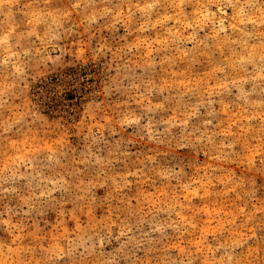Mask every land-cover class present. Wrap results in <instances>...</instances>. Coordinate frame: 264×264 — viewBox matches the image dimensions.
I'll return each instance as SVG.
<instances>
[{"label": "rangeland", "instance_id": "374dc122", "mask_svg": "<svg viewBox=\"0 0 264 264\" xmlns=\"http://www.w3.org/2000/svg\"><path fill=\"white\" fill-rule=\"evenodd\" d=\"M66 9L0 0V264H264L236 148L264 132L261 14L184 0L128 39Z\"/></svg>", "mask_w": 264, "mask_h": 264}, {"label": "snow or ice", "instance_id": "6c2138e0", "mask_svg": "<svg viewBox=\"0 0 264 264\" xmlns=\"http://www.w3.org/2000/svg\"><path fill=\"white\" fill-rule=\"evenodd\" d=\"M224 4H227L228 9L234 13L233 19L239 17V23L241 25V31H243L244 25H253L255 20L249 19V17L255 15L257 12L261 14L260 24L264 27V2L261 0H223ZM143 5V7H141ZM184 6V0H181L180 5H177L176 0H152V3H145L144 0H67V9L59 13L62 19H68L74 13H78L83 10V17H87L91 21V26L100 23L102 25V31L105 28L112 30L116 28H123L125 30V36L131 39L129 31L132 33L137 32V25L140 24L143 15L147 14L149 10L158 11L161 9L176 10L178 7ZM91 13V15H90ZM174 13V12H173ZM166 20H171L172 17H165ZM98 21V23H97ZM199 27V25H197ZM233 28H236L235 23ZM250 35L251 33H246ZM261 37H264V33H261ZM264 45V40H262ZM249 58L246 63L251 66L257 63L253 54H247ZM260 71L264 72V52L261 53L259 58ZM222 74L224 69H218ZM254 80V78H253ZM264 83V78H262ZM232 88L236 87V81H231ZM221 94L225 91H230L225 85H220ZM224 99L229 98L223 96ZM222 103V101H221ZM193 115H196L193 113ZM133 126H138L137 122H127ZM206 124H211L212 120H206ZM232 138H235L236 132L230 134ZM243 135V133H240ZM236 148L243 155H249L250 159L247 160L248 165L256 163L257 158L262 165H264V132H262L259 142L254 139L252 142L237 141ZM165 172L167 170H164ZM161 173L159 177L163 175ZM170 175V173H168ZM43 195V194H42ZM28 201H24L26 204ZM240 211H243L241 209ZM8 223V221H4Z\"/></svg>", "mask_w": 264, "mask_h": 264}]
</instances>
